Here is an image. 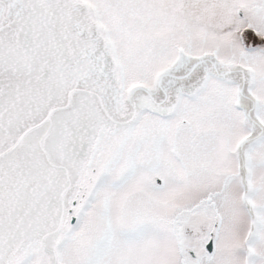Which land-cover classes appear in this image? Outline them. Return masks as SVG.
<instances>
[{"label": "snow or ice", "instance_id": "snow-or-ice-1", "mask_svg": "<svg viewBox=\"0 0 264 264\" xmlns=\"http://www.w3.org/2000/svg\"><path fill=\"white\" fill-rule=\"evenodd\" d=\"M0 264H264V0H0Z\"/></svg>", "mask_w": 264, "mask_h": 264}]
</instances>
